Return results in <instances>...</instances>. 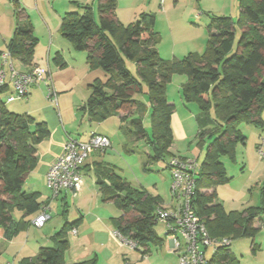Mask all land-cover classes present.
I'll use <instances>...</instances> for the list:
<instances>
[{
  "label": "trees",
  "instance_id": "trees-1",
  "mask_svg": "<svg viewBox=\"0 0 264 264\" xmlns=\"http://www.w3.org/2000/svg\"><path fill=\"white\" fill-rule=\"evenodd\" d=\"M11 1L16 25L6 51L13 66L27 73L34 67L38 41L29 21L23 19V11L17 9L15 0ZM79 8V12L63 15L60 35L75 51L86 52L90 69L99 68L107 75L105 81L94 80L89 86V96L79 111L90 123L110 117L126 120L135 113L147 115L149 138L139 116L130 120V130L122 131L124 136L132 135L137 140L147 137L153 158L163 159L172 144L171 106L166 98V86L173 74L186 75L182 97L185 102L197 103L204 117L203 126L212 128L200 129L199 139L212 130L217 132L206 148L203 162L198 164L190 208L212 238L232 241L235 237L254 236V224L264 212V188L260 207L226 211L216 201L214 187L230 180L220 157L233 160L235 145H244L239 126H264L261 117L264 110V0H238L236 21L212 15L206 27L208 38L203 53H190L181 59L160 57L155 46L158 33L154 29L153 14L141 13L125 26L116 19V0H98L97 23L89 7ZM58 59L57 56L54 61ZM126 60L135 66L136 76L127 69ZM58 65L63 67L61 63ZM7 89L8 86L0 88V237L11 240L26 231L30 218L42 211L39 194L23 191V185L37 166V145L47 139L50 132L46 122L7 110L1 100ZM138 94L145 96L148 105L134 99ZM210 110L214 113L213 119L208 116ZM94 177L102 202L115 203L121 212L114 220L119 237L132 242L141 257L147 255L150 246L162 245L163 239L153 230L157 212L168 209L162 206L161 199L131 188L112 169L100 164L94 170ZM14 212L21 216L17 219ZM81 221L80 217L65 222L53 237L54 245L41 247L35 258L26 259L23 264H65L67 232ZM254 245L253 241L252 247ZM228 248L219 247L205 264H238ZM73 264H96V260Z\"/></svg>",
  "mask_w": 264,
  "mask_h": 264
},
{
  "label": "rangeland",
  "instance_id": "rangeland-1",
  "mask_svg": "<svg viewBox=\"0 0 264 264\" xmlns=\"http://www.w3.org/2000/svg\"><path fill=\"white\" fill-rule=\"evenodd\" d=\"M228 2L229 11H233L232 17L236 21L239 11L238 7L235 5L236 9L234 11L231 1L228 0ZM116 5V14L121 18V22L125 26L132 23L141 12L148 13L145 12L144 8H141L144 6L141 0H116ZM76 11L79 12L80 10ZM96 19H98L97 13ZM161 27H163L162 24L159 26V29ZM236 31L238 33L237 29ZM236 43L234 44V48L236 47ZM161 56L167 57L164 59H169L168 54H162ZM125 62L130 73L136 76L135 66L130 61L126 60ZM52 64L53 61L50 62L51 71L53 72L54 66ZM14 65L16 66V63ZM41 66L47 68V64L44 61L41 62ZM64 76L60 78L61 83L64 81ZM186 82V75L176 73L171 76L166 86V98L168 104L171 106L172 144L168 150L169 154H165L164 158L160 160L153 158V149L148 144L147 137L137 140L132 135L124 136L122 129L130 130V120L133 117L139 116L138 114H132L126 120H122L120 117H110L102 122H91V125H89L85 114L79 111V108L84 105L89 96V88L86 85L80 87L72 84L67 85L61 91L58 88L55 89L53 87V89L57 94L59 110L63 121L69 127V133L73 138L81 140L94 130L98 134L105 135L110 140L111 149H107L108 151L99 157L100 165L112 169L131 188L144 190L152 196L159 197L164 208H173L175 201L171 194V176L169 169L166 167L167 162L171 158L170 156L195 160L198 164H201L204 160L207 146L217 135V132L215 133L212 130L211 133L204 135L202 140L199 139L198 133L200 129L207 130L212 128L203 126L204 117L195 101H184L182 87ZM43 88L41 86L38 89ZM44 97H46L45 88ZM134 99L143 105H148L143 94L136 95ZM11 105L23 107L24 103L22 101H15L9 106L11 107ZM13 113L24 114V112ZM208 116L212 119L214 118L212 110L208 112ZM33 117L38 121H43L42 118L36 115ZM139 117L149 138V119L147 115ZM261 117L264 121V110L261 112ZM262 129H264V126L257 128L250 124H241L239 130L245 138L244 145L241 143L235 145L233 160L227 156L220 157V162L225 168L226 176L230 180L224 184L215 186L214 190L216 201L226 211H243L247 208L261 206V191L264 188V156L261 157L258 154L257 143L258 135ZM85 179L89 184L90 178L85 177ZM26 189V185L23 186V191H26ZM42 193L44 200L52 198L48 189H44ZM98 195V207L94 205L89 196L81 200L82 212L76 208L79 207L78 200L74 201L72 195L67 196L65 207L62 201L63 197L52 200L50 210L48 211L51 219L44 225L45 227L40 230L32 226L29 231L19 234L20 237L24 238V240L29 237L38 241L46 235L49 239L56 223H63L62 215H65L68 221H75L80 216H83V226L86 229L84 244L89 251L98 254L99 262L97 264H178L177 258L173 253L169 252L168 239L164 235L166 230L165 224L162 221H157L153 227L158 238L163 239L162 245L150 246L147 255L141 257L139 252L129 246L123 245L119 238L115 236L114 220L121 214L116 204L112 202L103 203L101 192H98ZM64 210L66 211L64 212ZM97 214L100 215L98 217H100L102 224L92 225L95 219L94 215L97 216ZM18 215L19 212H14L15 217H18ZM254 226L256 227L254 236L235 237L228 248L238 264H264V212L261 218L255 222ZM253 241L254 247H252ZM53 245L54 241L52 240L43 247H52ZM95 254H93V257ZM108 255H111V258L106 261ZM212 255L211 250H207L206 259L209 260Z\"/></svg>",
  "mask_w": 264,
  "mask_h": 264
},
{
  "label": "crops",
  "instance_id": "crops-1",
  "mask_svg": "<svg viewBox=\"0 0 264 264\" xmlns=\"http://www.w3.org/2000/svg\"><path fill=\"white\" fill-rule=\"evenodd\" d=\"M141 1L144 5L141 8H144L145 12L150 14L154 13V29L158 33V41L155 46L160 57L163 59L167 57H162V54H168L169 59H181L190 53L201 55L205 49L208 38L206 27L212 15L230 17L234 20L232 17L233 11H229L228 0H164L163 3H161L160 0ZM229 1H231L232 6H234L233 9L235 11L236 7H238V1ZM15 3L17 9L23 11V19L26 18L29 21L32 33L38 41L33 57V64L34 66L40 67H42L41 62L43 61L47 64L48 74L52 86L55 89L58 88V90L61 91L64 90L67 85L72 84L80 87L86 85L87 88H89L94 80H100L102 82L106 80L107 75L101 69L89 68L86 63V52L75 51L72 44L64 39L59 32L63 15L80 10L79 7L83 6H87L91 9L94 20L97 23L96 9L98 0H15ZM116 19L119 23L123 24L121 18L117 14ZM161 24L163 27L159 29ZM15 25L13 1L0 0V54L6 51L7 42L12 37ZM57 56L59 59L54 61ZM51 61H53L52 65L54 66L53 72L50 66ZM58 63L63 64V67L60 68ZM21 71H23V69H21ZM63 76L64 81L61 83L60 78ZM41 86L44 87L42 84L32 87L26 98L15 99L11 102H7V97L13 93L11 85H8L6 92L1 95V100L7 110L12 113L24 112V114L32 117L36 115L42 118V120L46 122L50 132L49 137L37 145V166L29 173L23 185L27 187L26 192H37L40 196L39 201L43 203L42 211L30 218V225L31 219H34L41 212L46 211L48 213L52 200L63 197L62 201L65 207L67 196L71 195L70 193H63L56 198L52 197L47 200H44L42 196L44 189L47 190L45 176L49 167L62 153L66 139L68 137L73 138V136L70 135L69 127L63 121L62 114L59 110L58 98L57 104L49 102L46 97H44L45 87L40 90L38 89ZM15 101H22L24 103L23 107H15L13 105L10 107L9 105L11 103L13 104ZM87 121L89 125H91L88 118ZM92 133L98 134L96 131L92 130V132L83 137L80 141H85ZM109 149H111V147ZM108 150L94 151L83 167L82 186L79 192L75 196H72L74 197V201L78 200L79 207L76 208L79 209L78 211L80 212L83 211L81 200H84L86 196H89L94 205L98 207L99 191L95 185L94 170L97 168V165L100 164L99 157ZM85 177L90 178L89 184ZM65 211L66 210H64V212ZM20 216L21 213H19L16 218L18 219ZM98 216L100 215H94L95 219L92 225L102 224ZM80 217L82 221L67 232L68 250L64 256V262L65 264H73L95 259L97 264L99 262L98 254L96 253V255L95 252L89 251L84 244L86 229L83 226L84 218L83 216ZM62 218L64 220L63 223H56V225H58L53 227V233L49 239L44 235L45 237L38 241L29 237L24 240V238H21L19 235L22 232L11 240H4L0 237V264H23L24 260L35 258L38 254V250L53 240L54 235L62 228L65 222H73L68 221L65 215H62ZM30 227H32V225L29 226L26 231H29ZM44 227L45 226L35 229L41 230ZM73 230L76 232L74 235L72 234ZM168 247L170 252L169 241ZM93 254H95L94 257ZM110 258L111 255H108L106 261L110 260Z\"/></svg>",
  "mask_w": 264,
  "mask_h": 264
},
{
  "label": "built area",
  "instance_id": "built-area-1",
  "mask_svg": "<svg viewBox=\"0 0 264 264\" xmlns=\"http://www.w3.org/2000/svg\"><path fill=\"white\" fill-rule=\"evenodd\" d=\"M164 0H160L163 3ZM42 84L46 89V99L57 104V95L53 89L48 69L34 66L29 72L18 71L12 59L5 51L0 54V88L11 85L13 93L7 97V102L26 98L32 87ZM111 147L106 136L92 133L85 141L71 137L66 139L60 156L51 164L46 173V187L53 198L70 193L75 196L83 183L82 170L94 151H105ZM264 131L260 134L257 145L258 154L264 156ZM171 176V194L175 205L172 208L159 210L157 221L165 224V236L170 243V252L178 260V264H205L206 252L213 253L219 247H228L231 240L227 238H212L205 226L200 223L190 208V198L195 191V175L199 169L195 160L171 157L167 163ZM50 219L46 211L41 212L32 221L34 228H42ZM75 230L72 231L74 235ZM123 245H135L119 237Z\"/></svg>",
  "mask_w": 264,
  "mask_h": 264
}]
</instances>
